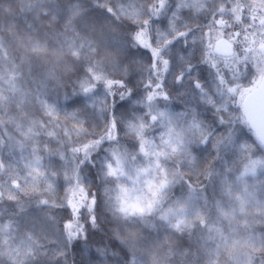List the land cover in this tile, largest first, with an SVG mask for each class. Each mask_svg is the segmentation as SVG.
<instances>
[{
  "label": "snow or ice",
  "instance_id": "snow-or-ice-1",
  "mask_svg": "<svg viewBox=\"0 0 264 264\" xmlns=\"http://www.w3.org/2000/svg\"><path fill=\"white\" fill-rule=\"evenodd\" d=\"M84 4L0 0V261L264 264V0Z\"/></svg>",
  "mask_w": 264,
  "mask_h": 264
},
{
  "label": "trees",
  "instance_id": "trees-1",
  "mask_svg": "<svg viewBox=\"0 0 264 264\" xmlns=\"http://www.w3.org/2000/svg\"><path fill=\"white\" fill-rule=\"evenodd\" d=\"M84 6L88 7V0H85ZM89 11H90L91 15H93V16L97 15V13L93 12L91 9H89ZM185 12L187 13V10H185ZM22 18H23L22 14L21 15H17L15 17V22L18 23L19 21H21ZM46 23H47V21H45V24ZM166 23L167 22L165 21L164 24L166 25ZM204 74L206 75V71H205ZM139 79H140V76H136L133 82L135 83V81H138ZM62 96H61V98H62ZM117 99H118V97H117ZM62 105L66 108V110L71 111V106L68 104V102H63L62 101ZM173 110H179L178 108L175 107V104L173 105ZM29 151H30V148L28 150H26V151H23V152H21L19 149L15 150V152L12 154V161H11L13 163V165L17 166L19 168H23V165H24L25 161L21 159V156L27 157ZM202 155H207V153H202ZM258 155H259V153H258ZM224 156H225V159L228 160L229 162H231L233 159H236V157L231 152L224 153ZM0 157H3L5 159H7L9 157V150L5 149L2 153H0ZM246 179H247V182L249 184H257V186L259 187V176H257L255 179H253L252 177H247ZM178 189L179 188L177 187L176 190H178ZM177 194L179 195V190L177 191ZM257 198L258 199L261 198L260 191L257 192ZM41 215H43V214H41ZM5 219H6V217H5ZM261 226L262 227L259 228L260 231H264V225H261ZM37 230H39V228ZM153 234H155V233H153ZM102 235H103V232L101 231L100 233L97 234L96 238L98 239ZM102 259L103 258H100V257H98L96 255V253L94 251V248H93V250L90 253L85 254V256L83 257L84 261L91 260L92 264H100V261ZM77 260H78V264H79L80 258L77 257ZM0 264H3V262L0 261ZM108 264H111V261H109Z\"/></svg>",
  "mask_w": 264,
  "mask_h": 264
},
{
  "label": "rangeland",
  "instance_id": "rangeland-1",
  "mask_svg": "<svg viewBox=\"0 0 264 264\" xmlns=\"http://www.w3.org/2000/svg\"><path fill=\"white\" fill-rule=\"evenodd\" d=\"M22 15H23V14H22ZM18 23H21V24H22V23H23V18H22L21 21H19ZM5 35H7V34L5 33ZM49 87L51 88V86H49ZM68 91H71V89L69 88ZM62 95H63V92H61V96H62ZM257 176H259V181H264V174H261V173L258 172V173H257ZM178 190H179V189H178ZM178 190L174 189V193H175L176 195H178V194H177V191H178ZM260 227H262L260 224H256V225H255V229H256L257 232L260 231V229H259Z\"/></svg>",
  "mask_w": 264,
  "mask_h": 264
}]
</instances>
